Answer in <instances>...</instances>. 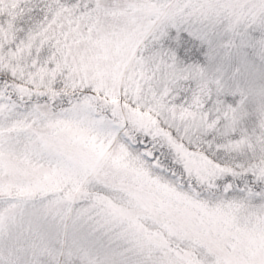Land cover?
I'll return each instance as SVG.
<instances>
[{"label":"snow or ice","instance_id":"obj_1","mask_svg":"<svg viewBox=\"0 0 264 264\" xmlns=\"http://www.w3.org/2000/svg\"><path fill=\"white\" fill-rule=\"evenodd\" d=\"M0 264H264V0H0Z\"/></svg>","mask_w":264,"mask_h":264}]
</instances>
